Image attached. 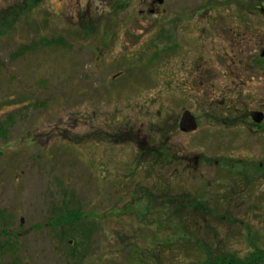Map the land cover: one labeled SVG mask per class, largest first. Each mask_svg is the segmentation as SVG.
<instances>
[{
	"label": "rangeland",
	"instance_id": "1",
	"mask_svg": "<svg viewBox=\"0 0 264 264\" xmlns=\"http://www.w3.org/2000/svg\"><path fill=\"white\" fill-rule=\"evenodd\" d=\"M22 2L0 0V264H192L197 238L264 251V120L214 118L264 115V13L248 12L264 0ZM159 128L176 170L153 166ZM61 206L83 216L74 236Z\"/></svg>",
	"mask_w": 264,
	"mask_h": 264
},
{
	"label": "trees",
	"instance_id": "2",
	"mask_svg": "<svg viewBox=\"0 0 264 264\" xmlns=\"http://www.w3.org/2000/svg\"><path fill=\"white\" fill-rule=\"evenodd\" d=\"M38 2H40V0H23L22 7H20L19 10H20V12H26L27 9L31 8L34 4H36ZM253 4L255 6H257V3H253ZM117 5H119V4H117ZM20 12L17 11V14H19ZM59 42L60 41L56 39V40L47 41L46 43L47 44H59ZM21 53H22V50L17 51L13 54V56L14 55L19 56ZM172 127L175 128L176 125L175 126L172 125ZM158 131L160 132V134L158 135L159 136L158 143L156 144L154 151L150 154L153 155L152 158H153V161L155 164V165L153 164V166L155 167L157 165L158 169H160V166H162V168L165 169V168L171 166L173 163V161H172L173 155H172V151H171L172 149L171 150L168 149L167 145L164 144L165 130L163 128H159ZM140 152H141V154H142V152L147 153V154L149 153L147 150H144V149H140ZM179 198L182 201H184L183 204L189 203V202H186L187 200L183 197V194H180ZM64 207L65 206H61L62 211H60V213L66 214V215H64L66 217L65 218L63 217V220L61 219L60 222L63 221L65 223H68L69 228H70L68 234L70 236H74V234H71V233L75 232L76 230L78 231L77 224L81 223L80 218L83 216L80 215L79 211H78V213H76V212L72 213L71 210H69V212H68V210L65 211L66 208L63 209ZM176 216L179 217V219H178L180 221L179 225H181V227L183 228V233H182L183 235H179L180 239H185L186 241H188V237L192 234L195 238L198 237V236L194 235L193 230L191 228V227L196 228L197 221L195 219H193L189 215H182V216L176 215ZM178 220L175 219L176 222ZM159 225H160V223H159ZM79 230H81V232H83V234H86L89 231V228H87V229L83 228L82 229V227H80ZM184 237H187V238H184ZM191 238H192V236H191ZM197 241L200 244L195 243L196 245L204 247L203 252H202L204 257L200 260L194 261L192 264H264V251L261 250V248L260 249L259 248L253 249L247 256H244L243 258H239V257L232 258L229 254H226L225 251L219 250L217 247L206 246V244L201 243L200 239H198V238H197ZM6 244H8V243L6 242ZM1 246L0 247L3 248V250L8 248V246L5 245V243ZM211 248H213V249H211ZM3 250L0 249V253H4ZM71 254H74V251H72Z\"/></svg>",
	"mask_w": 264,
	"mask_h": 264
},
{
	"label": "flooded vegetation",
	"instance_id": "3",
	"mask_svg": "<svg viewBox=\"0 0 264 264\" xmlns=\"http://www.w3.org/2000/svg\"><path fill=\"white\" fill-rule=\"evenodd\" d=\"M248 9H249L248 12L254 13V12L259 11V10L261 11L262 7L253 5L252 7L248 8ZM193 13H196V12H193ZM256 54L257 55L255 56V59L253 60L254 61V65L257 68V70L255 71V74H257V73H261L262 74V73H264V45L262 47H259L258 52ZM241 66L242 67L245 66V71L248 72L247 64L245 62L242 63ZM248 67H250V66H248ZM246 115H247V118L246 117L244 118V116H243V118L234 117V118H225V119H222V120H219L218 119L219 117H214V118L217 121L221 122V124H226L229 121L231 123H233V122H235V123H245L248 126H250V128H253L256 131H260L263 128L262 122L264 120V115H263L262 112H260V111H250ZM259 115L261 116V120L259 122H257L255 120V118L258 117ZM180 117H181V113L179 114V116H177L175 118V120H174V122L172 124L174 126L176 125V127H177L179 132H180V129H179ZM247 119H249V120L246 122ZM196 122H197V119H196ZM197 126H198V123H197ZM184 134H189V133H184ZM164 144H166V143L164 142ZM167 148L171 150V148H169L168 146H167ZM171 151H172V155H173V157H172L173 160L172 161H173V163H175L173 168L175 169L177 167V169H178V164L176 162V159L181 158V156L177 155L178 151L175 148H173ZM257 168L259 169L260 165H258ZM161 169H163L162 166H160V170ZM51 219L53 221H55V217H53ZM14 234H16V233H14Z\"/></svg>",
	"mask_w": 264,
	"mask_h": 264
},
{
	"label": "water",
	"instance_id": "4",
	"mask_svg": "<svg viewBox=\"0 0 264 264\" xmlns=\"http://www.w3.org/2000/svg\"><path fill=\"white\" fill-rule=\"evenodd\" d=\"M158 3H162V0H157ZM264 12V9H263ZM257 122L261 120V116L255 118ZM196 121L194 116L188 111L184 110L181 113L179 129L184 132H192L196 129Z\"/></svg>",
	"mask_w": 264,
	"mask_h": 264
}]
</instances>
